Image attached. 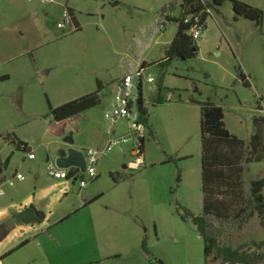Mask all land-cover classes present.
Returning a JSON list of instances; mask_svg holds the SVG:
<instances>
[{"label": "rangeland", "instance_id": "rangeland-1", "mask_svg": "<svg viewBox=\"0 0 264 264\" xmlns=\"http://www.w3.org/2000/svg\"><path fill=\"white\" fill-rule=\"evenodd\" d=\"M178 1L0 0V169L12 154L0 174L2 264H204L203 241L186 217L203 211L200 105L221 108L226 130L246 144L253 119L264 118V0H237L261 10V23L235 20L229 1L213 7L197 56L158 66L177 31ZM167 6L172 20L159 32ZM143 63L154 64L141 85L144 167H130V140L98 160L95 179L81 174L84 189L80 180L52 178L48 168L70 147L86 155L129 138L128 122L112 124L107 115L124 74ZM137 84L135 77L133 95ZM98 88L100 105L52 127L49 106ZM19 141L29 150H19ZM262 178L264 163L245 166L244 189ZM83 194L99 198L84 206ZM31 205L46 216L42 223L4 230L13 213ZM230 234L233 248L264 257L257 217Z\"/></svg>", "mask_w": 264, "mask_h": 264}, {"label": "trees", "instance_id": "trees-1", "mask_svg": "<svg viewBox=\"0 0 264 264\" xmlns=\"http://www.w3.org/2000/svg\"><path fill=\"white\" fill-rule=\"evenodd\" d=\"M227 1L231 3L235 20L243 18L261 23L262 11L243 2L212 0V3L207 5L212 6L211 8L220 7ZM69 16L73 19L71 13ZM173 21L177 23V31L164 51V58L157 63L158 66H167L175 59L186 61L197 56V45L184 33L186 28L180 24L179 19ZM151 65L143 63L142 67L147 69ZM100 93L101 90L98 88L94 93L57 108L49 106L52 122L60 124L97 107L100 105ZM156 102L162 101L157 99ZM137 105L140 121L145 126L148 113L143 107L141 85L138 87ZM200 110L203 211L202 215L187 213L186 217L196 227L203 241L204 264H260L264 259L263 254H248L243 251L244 246L233 248L230 233L232 231L241 233L255 217L264 229V178L251 181L248 191L244 189L243 184L245 166L264 163V118L253 119L254 133L246 144L226 130L224 112L221 108L205 103L200 105ZM17 147L24 152L29 150L28 145L20 141ZM63 155L64 153H61L59 156ZM98 198H93L91 202ZM37 222L33 210L24 207L13 213L3 227L4 230H8L13 224L32 225ZM26 244L27 242H23L19 248ZM142 249L147 253L145 241L142 243Z\"/></svg>", "mask_w": 264, "mask_h": 264}, {"label": "built area", "instance_id": "built-area-1", "mask_svg": "<svg viewBox=\"0 0 264 264\" xmlns=\"http://www.w3.org/2000/svg\"><path fill=\"white\" fill-rule=\"evenodd\" d=\"M30 1V0H27ZM192 1H194L192 3ZM208 3L202 0H180L178 3L179 9V19L180 24H182L186 29L184 31L195 43L201 38V34L207 27L208 21L213 16V9L207 5ZM172 15L170 8L161 12L159 15V20L156 22L159 32L165 27V23L169 21ZM146 68L142 65L135 71H130L126 73L116 91V102L112 107V111L107 115L108 119L114 124L118 119L123 118L128 122L129 138L120 139H110L103 150H89L85 157L86 161V171L84 174L88 175L89 178L95 179L96 165L98 160L109 152L114 146L119 144L127 143L128 141H133L135 143V148L132 150V156L134 157V162L131 164V168L140 169L144 167L143 160V145L142 142L146 139V129L144 124L140 121V115L138 111V87L142 85L143 74ZM138 79V84L136 86V94H132L131 91L134 89L133 79ZM146 82L148 84H153L154 79L152 76L148 75L146 77ZM171 96L169 95L168 99ZM113 135V133L111 132ZM29 159H34V156L29 153ZM48 174L54 179H70V180H80V188L84 189L86 187V182L81 179V172L79 169L72 168L68 170L58 169L57 167L48 168ZM17 181H23V177L17 175L15 177ZM12 186L13 183H10ZM2 192H0V196ZM0 264L1 261H0Z\"/></svg>", "mask_w": 264, "mask_h": 264}, {"label": "water", "instance_id": "water-1", "mask_svg": "<svg viewBox=\"0 0 264 264\" xmlns=\"http://www.w3.org/2000/svg\"><path fill=\"white\" fill-rule=\"evenodd\" d=\"M237 79L241 80L242 76L241 75L237 76ZM78 118H79V115L72 117V119L74 120H77ZM52 127L58 128L60 127V124L53 123ZM65 142L69 146L73 144V140L71 137L67 138ZM11 156L12 154L4 162L2 168L0 169V174L2 173L3 170L7 169ZM55 165L58 169H62V170L76 168V169H79L81 173H84L86 171V161H85L84 154L80 151L74 150L71 147L64 153L63 156H59L56 159ZM126 168L127 166L124 165L123 169H126ZM88 200H89V197L83 195L82 202L86 203ZM29 208L33 210L36 218L38 219V223H42L45 218L44 213L40 210H37L33 205H31Z\"/></svg>", "mask_w": 264, "mask_h": 264}, {"label": "crops", "instance_id": "crops-1", "mask_svg": "<svg viewBox=\"0 0 264 264\" xmlns=\"http://www.w3.org/2000/svg\"><path fill=\"white\" fill-rule=\"evenodd\" d=\"M179 1H180V0H179ZM179 1L175 4L174 7H177V8H178V3H179ZM202 1H204V2H206V3H210V2H208V1H206V0H202ZM174 7H173V6H167L166 9H167V8H170L171 11H173L172 9H173ZM166 9H165V10H166ZM165 10H164V11H165ZM216 13H218V11H216ZM170 20H172V15H171V17L169 18V21H170ZM145 64H146V63H145ZM124 75H125V74H124ZM83 195L87 196L86 194H83ZM83 195H82V197H81V200H82V198H83ZM88 197H89V196H88ZM92 199H93V198H90V197H89V200H88L86 203H84V206H87V205L91 204V203H92V202H91ZM37 210H38V209H37ZM45 218H46V216H45ZM45 218H44V220H45ZM37 223H38V222H37ZM35 224H36V223H35ZM27 244H28V243H27ZM27 244L24 245V246L21 247V248H24L25 246H27ZM21 248H20V249H21Z\"/></svg>", "mask_w": 264, "mask_h": 264}]
</instances>
